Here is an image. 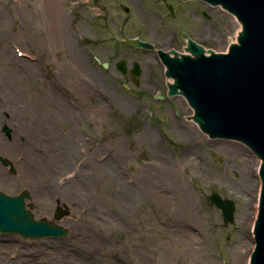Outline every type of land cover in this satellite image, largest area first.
<instances>
[{
  "label": "rangeland",
  "instance_id": "obj_1",
  "mask_svg": "<svg viewBox=\"0 0 264 264\" xmlns=\"http://www.w3.org/2000/svg\"><path fill=\"white\" fill-rule=\"evenodd\" d=\"M165 4L172 6V13ZM39 9L38 0H0V192H27L25 206L33 218L68 234L36 240L0 234V264H248L254 248L258 172L253 181L259 189L251 207H243L239 190L246 165L254 167L258 160L244 145L211 139L200 131L188 117L192 111L184 98L167 95L165 70L153 56L157 48H186L184 37L206 51L224 52V42L234 31L231 16L193 0H63L61 30L98 84L83 92L84 72L77 76L82 95L72 97L78 99V109L73 124L65 125L68 130L74 127L75 155L81 159L87 152L89 162L62 165L57 147L45 150L41 140L42 127L51 120L45 114H55V102L46 95L41 100L27 70L2 57L8 49L34 63V73L41 70L48 77L68 72L69 56L48 44L35 22ZM37 40L42 47L32 49ZM134 40L148 43L151 51L129 47ZM17 42L30 46L23 56ZM121 60L128 66L125 75L115 69ZM130 66L140 68L141 76L131 74ZM47 86L46 81L43 88ZM157 94L163 99H156ZM35 121L43 125L40 130L32 128ZM16 123L25 131L21 136ZM63 127L58 125L56 134ZM143 132L151 133L148 141L140 139ZM15 156L25 166L22 173ZM146 178L157 187L154 196L144 194L150 191ZM163 183L175 186L177 193L170 190L176 193L174 199L162 198L165 193L157 184ZM211 194L233 203V224L224 222L210 202ZM58 214L63 216L56 218Z\"/></svg>",
  "mask_w": 264,
  "mask_h": 264
},
{
  "label": "water",
  "instance_id": "obj_2",
  "mask_svg": "<svg viewBox=\"0 0 264 264\" xmlns=\"http://www.w3.org/2000/svg\"><path fill=\"white\" fill-rule=\"evenodd\" d=\"M207 2L220 5L236 17L242 29L237 44L230 43L233 45L225 55H214L217 52L210 50L211 55L204 57L202 48L189 41L188 49L194 58L170 59L162 52L159 55L167 66L166 75L175 81L169 85L168 94H177L179 89L200 130L210 138L244 143L261 161L259 208L253 230L255 247L250 253V264H264V0ZM139 45L151 47L145 43ZM118 69L124 71L123 63ZM25 198H28L26 192L14 197L0 193L1 233L32 239L67 235L65 229L45 220L34 221L25 210ZM212 201L222 209L224 221L232 222V204L220 201L217 196H212Z\"/></svg>",
  "mask_w": 264,
  "mask_h": 264
},
{
  "label": "bare ground",
  "instance_id": "obj_3",
  "mask_svg": "<svg viewBox=\"0 0 264 264\" xmlns=\"http://www.w3.org/2000/svg\"><path fill=\"white\" fill-rule=\"evenodd\" d=\"M39 4H40V9L38 10L37 13H34V15L36 14V16L33 17L35 18V22H37L45 31V35L44 38L46 41H48V44L53 45L56 49L58 48H62L66 55L69 56L71 64L68 65V72L67 71H60V73L55 74L54 77H48V75H46V73L43 71H39L38 73H34V69H37V66L34 63H30L28 61H25L23 59H18L17 57L13 56V53L11 51H9L8 49H6L5 51H2V57L6 58L7 60L11 61L14 66H16L18 68V70L23 71V70H27V73L29 74V80L31 78V80L29 81L31 86H34V90L38 89L39 92V96L40 99L43 100V96H48V100L47 101H53L55 103H53L52 106V110L54 109L55 114L53 113V111H51L48 114H45V116L50 117V123L48 122V126L47 128L42 127L43 125H39L36 121L32 122V128L34 127L36 130H40V128L42 127L43 129V134L44 137H41L43 140V145H44V149L51 151H59L61 154V159H60V163H62V165L71 163L72 160H76L74 163L78 162L80 160L81 163H83L84 160L85 164H88L89 159L88 157H91L89 153H85L84 154V158L82 157L81 159H79V156H76L75 153L77 151V141H76V135L74 133V127L71 126V129H67L65 125H69L73 124V122L75 121V116L74 111L76 109H78L77 105H75L74 103L78 100L76 99V101L74 100L75 95L79 98L81 97L80 92L78 87H80V85L78 84V82H80V80L78 79L77 76L81 75L83 72V76L81 79V84L82 87H85L84 90H82L83 92H88L86 89L89 88V85H97L98 83V78L97 76L89 71L82 63V57L81 55L78 53L77 50L72 49V44L70 41H67L66 36L63 34L62 30H61V24L63 22L62 19V14H61V4L63 0H38ZM37 18V19H36ZM222 18V15H221ZM231 27H233L234 31L231 33L230 37L226 38L225 42H224V46L225 49L224 51L227 49V47L230 45V43H236L237 40V36L238 33L241 29V25L236 21L235 18L231 17ZM228 29V28H227ZM19 45L22 44V42H17ZM42 42H39L38 40L33 42L31 48L32 49H36L38 50L39 48L42 47ZM30 46H25L22 44V49L21 51L23 52L21 55L23 56L24 54L27 53V50L30 48ZM25 52V53H24ZM207 52H205V54L207 55ZM210 52H208L209 55ZM177 55L180 54H188V50L187 47L183 48L180 51H177L176 53ZM154 58L157 59V55L155 56V54L153 55ZM31 57V56H30ZM2 58V59H3ZM148 69V68H147ZM38 70V69H37ZM66 70V69H65ZM162 71L164 70V67H162L161 69ZM146 75V74H145ZM26 76V75H24ZM84 77V79H83ZM87 78V80H86ZM166 78V77H165ZM47 81L48 86L47 88H43L45 82ZM172 78L166 79V83H172ZM34 83H36L38 86H36ZM148 84L150 83V79H148ZM156 85V84H155ZM93 94L96 93L97 94V88H94ZM67 93H70V95L68 96ZM50 94V95H47ZM56 97L57 96V100H55L52 96ZM93 97V96H92ZM76 98V97H75ZM75 101V102H74ZM46 102V101H45ZM44 102V103H45ZM68 105H64L63 103H66ZM108 103V102H107ZM52 105V104H50ZM49 105V106H50ZM64 106V107H63ZM77 107V108H76ZM66 110H68L69 112H67ZM192 111V110H191ZM192 113L189 112V118H192ZM96 115V113H95ZM191 115V117H190ZM3 125H6L5 123ZM58 125H63V128H60V134H56V129ZM184 125H187L184 123ZM187 127V126H185ZM33 128V129H34ZM188 128V127H187ZM176 129V128H175ZM15 130L20 132V136L22 135V132L24 131L23 128L21 127V124L16 123L15 124ZM195 132L197 133V129H194ZM12 131V130H11ZM25 132V131H24ZM12 133V132H11ZM192 133V132H191ZM39 134V132H38ZM193 134V133H192ZM191 134V135H192ZM140 135V139L142 140H149L151 133L149 132H143ZM191 139H193V137H191ZM32 141V138H30V143ZM87 144V143H86ZM55 147H57V150L55 149ZM16 147H12V149H15ZM26 149H28V146L26 145ZM30 150V149H28ZM72 150V151H71ZM2 152V149H1ZM3 154L5 152H2ZM60 156H57L58 158ZM21 157L20 156H15L13 158V162L18 163V167L20 168V173L23 172V169H25V166H23L22 164H19V159ZM34 159V157H32ZM37 158V157H35ZM57 158V159H58ZM9 159V158H8ZM12 163V166L14 167V163L12 162L11 159H9ZM21 160V159H20ZM58 161V160H57ZM260 163V160L257 161L256 166H251L250 163L246 165V169L244 171L243 177H244V182H243V186L242 189L239 190V192L241 193V196H243L244 199V204L243 207H245L247 209V207H251L250 205V201L251 198L253 197L254 199L257 198V191H258V184H255L253 179L255 178V175L257 173L258 170V165ZM72 164V163H71ZM101 165L106 164V162H102L100 163ZM93 165V163H92ZM92 165H90L89 167H91ZM100 166V165H99ZM30 168L34 169L35 168V163L33 162L30 165ZM25 173V172H24ZM69 177H71V173L69 172ZM26 176H31V175H26ZM146 182L150 184L148 190L150 191H146L144 192V194L146 195H151L154 196L157 192V187H154L155 185L152 183L151 179L152 178H146ZM157 178L156 177V183H157ZM1 183V181H0ZM155 183V184H156ZM23 181L19 182V185H22ZM158 188L160 189V187H162V189H160V191H163L164 196H162V198L164 200L167 199H174V195L177 193V190L175 188V186L173 184L167 185L166 183H163L161 186L159 184ZM176 191V193L173 195V193H171V191ZM256 202L254 203V206ZM246 219L248 217V215H246ZM183 229V227H182ZM172 244H181L180 242H174ZM185 247V246H182ZM168 262V261H165ZM165 262H160V260L157 262L158 264H168Z\"/></svg>",
  "mask_w": 264,
  "mask_h": 264
}]
</instances>
